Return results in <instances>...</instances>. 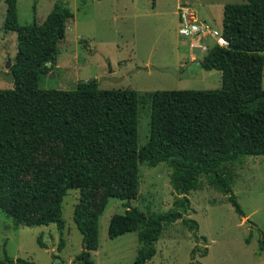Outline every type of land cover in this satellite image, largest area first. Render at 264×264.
<instances>
[{"label":"trees","instance_id":"1","mask_svg":"<svg viewBox=\"0 0 264 264\" xmlns=\"http://www.w3.org/2000/svg\"><path fill=\"white\" fill-rule=\"evenodd\" d=\"M6 4L3 28L16 33V53L10 66L13 87L0 89V210L13 226L55 224L58 250L65 245L62 200L78 189L73 221L82 235L77 264H95L91 252L99 247V217L109 198H120L124 212L114 214L108 236L136 231L141 243L134 264H148L165 226L180 220L194 235L190 264H202L205 236H198L196 220L185 217L191 190L202 178L226 195L239 216L240 206L227 173L219 168L246 156L264 155V0L226 3L222 35L226 46L214 44L202 68L218 70L215 89H100L97 79L80 81L73 89H43L40 74L55 67L70 9L55 2L44 20L20 24L17 0ZM149 112V138L138 146V116ZM41 145H52L49 156L34 163ZM170 168V184L177 194L167 211H143L131 204L139 193V163ZM31 166H34L33 170ZM32 172L29 178L24 174ZM251 227L255 224L251 221ZM258 252L264 250L259 231ZM36 241L46 248L42 234ZM249 237L246 238V243ZM197 243L199 245H197ZM0 264H35L5 256Z\"/></svg>","mask_w":264,"mask_h":264},{"label":"rangeland","instance_id":"2","mask_svg":"<svg viewBox=\"0 0 264 264\" xmlns=\"http://www.w3.org/2000/svg\"><path fill=\"white\" fill-rule=\"evenodd\" d=\"M176 1L17 0L20 24L31 23L33 19L42 22L55 2L64 4L73 14L67 22L64 39L59 43L55 67L39 75V87L73 89L78 82L95 78L100 89H134L142 93L157 89L219 88L221 73L215 69L200 67L186 77L173 76L158 69L164 67L160 65L163 62H173L172 59L182 51L190 49L188 40L179 35L178 43H175L177 28L172 10ZM206 1L181 0L180 4L195 9L194 6H201ZM220 1L241 3L244 0ZM148 3V8L155 3L156 9L144 15ZM5 11L6 4L0 0V69H5L8 59L13 62L16 53V33L6 31L2 26ZM219 13L214 14L213 24L218 30L221 29ZM212 41L213 38L209 37L207 44ZM190 52L198 59L188 56V65L202 62L206 55L197 48ZM262 85L264 87V79ZM12 87V81L0 76V89ZM137 129L138 146L141 147L149 138V112L145 105L139 112ZM51 149L52 145H41L34 153L35 165L45 160ZM138 170L139 193L131 204L143 211L172 209L174 199L182 194H177L170 184L171 168L163 162L154 167L143 162L139 163ZM219 170L228 174L245 214L239 216L226 195L209 186L203 177L202 188L187 194L190 207L184 214L197 221L196 234L206 237V242H201V245H206L207 254H196L195 258L202 264H264V250L258 252L259 231L264 232V155L246 156L239 162L225 164ZM31 174H24V178ZM78 198V189H68L63 196L65 245L61 250H58L60 233L55 224L14 227L12 219L0 210V260L8 256L10 259L25 258L35 264H77L75 257L83 250L82 235L73 221ZM123 201L109 198L99 217V247L91 252L95 264H134L141 246L138 233L132 231L109 237L107 232L110 218L124 212ZM251 221L254 227H251ZM40 233L46 248L40 247L36 241ZM195 245L193 233L177 220L165 226L155 244L156 254L148 264H190V251ZM56 256L60 262L54 261Z\"/></svg>","mask_w":264,"mask_h":264},{"label":"built area","instance_id":"3","mask_svg":"<svg viewBox=\"0 0 264 264\" xmlns=\"http://www.w3.org/2000/svg\"><path fill=\"white\" fill-rule=\"evenodd\" d=\"M178 34L188 40L190 48H197L202 52H209L214 44L226 46L227 40L222 35V29L213 27L209 22L200 19L195 11L188 5H178ZM212 37L211 44H207L208 38ZM201 59V57H199ZM198 59L194 57V60Z\"/></svg>","mask_w":264,"mask_h":264},{"label":"crops","instance_id":"4","mask_svg":"<svg viewBox=\"0 0 264 264\" xmlns=\"http://www.w3.org/2000/svg\"><path fill=\"white\" fill-rule=\"evenodd\" d=\"M207 3H203L201 4V6H194L195 9H193L196 13V15L198 17H200L201 19H204L205 21L209 22L210 24H214L215 22V13H219L220 11V22H221V29H222V19H223V8H224V5L226 3H228L227 1H220V0H208L206 1ZM181 3V0H177L176 3H175V6H174V10H172V13L173 15H175V19H176V28H177V31H176V39L175 40V43L177 44L178 43V27H179V21H178V14H177V8H178V5ZM150 5L148 3L147 7L148 8ZM156 9V5L154 3V6H152V8H148L146 11V13L144 15H149L150 13L153 12V10ZM150 10V11H149ZM141 15V13H140ZM193 48H190L187 53V51H182L183 53L181 55H178L177 58L175 59H172L173 62H163L162 64H160L161 66H173L175 68H177L179 71L186 68L188 66V64L186 63V59L188 56H190V58L192 57H195L197 58L198 56L194 55V54H191L190 51H192ZM192 60V59H191ZM190 65V64H189ZM202 68V67H201Z\"/></svg>","mask_w":264,"mask_h":264},{"label":"water","instance_id":"5","mask_svg":"<svg viewBox=\"0 0 264 264\" xmlns=\"http://www.w3.org/2000/svg\"><path fill=\"white\" fill-rule=\"evenodd\" d=\"M11 64H12V61L10 59H8L6 65H5V69H0V76L3 77L4 79H7V80L13 82L14 81V73H13V71L9 70ZM200 67H202V63L196 62V63H192V64L188 65L186 68H184L180 71L173 66L158 67V69L160 71H163V72H168L173 76L186 77L190 74L195 73L196 69L200 68ZM54 261L60 262L61 259L56 256L54 258Z\"/></svg>","mask_w":264,"mask_h":264}]
</instances>
